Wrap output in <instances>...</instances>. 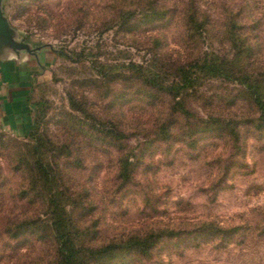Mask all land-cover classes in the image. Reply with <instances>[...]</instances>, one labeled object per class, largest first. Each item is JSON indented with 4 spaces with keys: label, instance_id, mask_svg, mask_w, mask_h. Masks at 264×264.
Here are the masks:
<instances>
[{
    "label": "rangeland",
    "instance_id": "obj_1",
    "mask_svg": "<svg viewBox=\"0 0 264 264\" xmlns=\"http://www.w3.org/2000/svg\"><path fill=\"white\" fill-rule=\"evenodd\" d=\"M0 15L47 67L16 129L0 113V264L58 257L46 194L18 169L33 127L79 239L121 244L92 264H264V110L236 81L145 85L209 55L264 99V0H0Z\"/></svg>",
    "mask_w": 264,
    "mask_h": 264
},
{
    "label": "trees",
    "instance_id": "obj_2",
    "mask_svg": "<svg viewBox=\"0 0 264 264\" xmlns=\"http://www.w3.org/2000/svg\"><path fill=\"white\" fill-rule=\"evenodd\" d=\"M138 70H142V68L138 67ZM194 70L197 71L194 72ZM235 71V67H233L231 62L216 56L210 57L207 55L197 62L190 63L188 67L181 69L180 81L175 82L173 86L159 84L156 80H147L145 85L154 90L180 98L184 91L193 87L195 82L194 77L200 74L208 78H221L228 81H236L250 90L251 95L255 97L256 103L264 110V99L258 83L253 84L251 78L246 75L242 77L237 76ZM35 87L32 88L29 96L28 101L30 105L31 95ZM92 123V127L96 130L98 127L104 128V126L101 125L102 123H100L101 126L98 125L96 119ZM34 130L33 127V132L30 135L35 141L34 146L30 149L29 156L31 159H24L23 164L20 165L18 169L21 170L22 167L29 169V174L32 176V180H34L33 183L39 185L46 194L48 207V222L46 226L55 237L57 244L58 257L55 264H92L97 259L120 251L122 249L121 244L114 243L113 245L96 249L86 245L79 239L75 223L73 222L74 220L69 213L65 201V193L60 190L63 175L55 161L52 160L48 152L45 151L43 139L35 135L36 132ZM112 133L117 135L120 134V132L115 130H113ZM21 163L22 161H20V164ZM25 197H27L26 193L23 194V198ZM37 222L38 221H34L33 223L37 224ZM24 226L25 224L23 227ZM153 236L155 235L151 237L147 236V238L140 240H138V238L132 239L131 242L133 245H138L140 248L148 249L150 241L154 239Z\"/></svg>",
    "mask_w": 264,
    "mask_h": 264
},
{
    "label": "crops",
    "instance_id": "obj_3",
    "mask_svg": "<svg viewBox=\"0 0 264 264\" xmlns=\"http://www.w3.org/2000/svg\"><path fill=\"white\" fill-rule=\"evenodd\" d=\"M25 43L32 46L31 53L6 52V55L0 56V113L7 122L4 127L11 129H16L19 121L25 119V111L30 108L28 100L31 90L47 71L43 65L46 50ZM28 114L31 116V112Z\"/></svg>",
    "mask_w": 264,
    "mask_h": 264
},
{
    "label": "water",
    "instance_id": "obj_4",
    "mask_svg": "<svg viewBox=\"0 0 264 264\" xmlns=\"http://www.w3.org/2000/svg\"><path fill=\"white\" fill-rule=\"evenodd\" d=\"M32 46L21 41L18 36L13 34L7 27L6 22L0 15V56L6 55V52L17 53L32 52Z\"/></svg>",
    "mask_w": 264,
    "mask_h": 264
}]
</instances>
